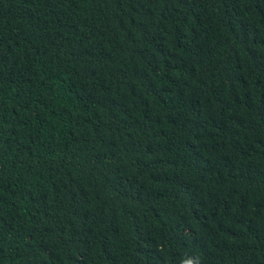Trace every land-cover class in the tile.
Wrapping results in <instances>:
<instances>
[{"label": "trees", "instance_id": "obj_1", "mask_svg": "<svg viewBox=\"0 0 264 264\" xmlns=\"http://www.w3.org/2000/svg\"><path fill=\"white\" fill-rule=\"evenodd\" d=\"M264 264V0H0V264Z\"/></svg>", "mask_w": 264, "mask_h": 264}, {"label": "clouds", "instance_id": "obj_2", "mask_svg": "<svg viewBox=\"0 0 264 264\" xmlns=\"http://www.w3.org/2000/svg\"><path fill=\"white\" fill-rule=\"evenodd\" d=\"M183 264H193V261L192 259H188V260L183 261Z\"/></svg>", "mask_w": 264, "mask_h": 264}]
</instances>
